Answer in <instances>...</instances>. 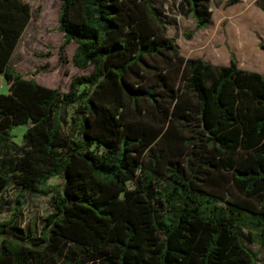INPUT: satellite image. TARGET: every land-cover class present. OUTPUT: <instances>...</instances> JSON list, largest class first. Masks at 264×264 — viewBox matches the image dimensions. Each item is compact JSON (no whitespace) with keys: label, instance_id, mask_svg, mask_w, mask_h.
I'll return each instance as SVG.
<instances>
[{"label":"trees","instance_id":"1","mask_svg":"<svg viewBox=\"0 0 264 264\" xmlns=\"http://www.w3.org/2000/svg\"><path fill=\"white\" fill-rule=\"evenodd\" d=\"M59 1L60 60L75 43L88 72L66 92L11 67L41 10L0 0V193L21 190L0 264H257L246 243L264 249V75L234 54L185 57L153 0ZM212 1L182 0L195 31ZM27 125L20 146L13 131ZM25 192L53 194L39 236L14 225Z\"/></svg>","mask_w":264,"mask_h":264},{"label":"rangeland","instance_id":"2","mask_svg":"<svg viewBox=\"0 0 264 264\" xmlns=\"http://www.w3.org/2000/svg\"><path fill=\"white\" fill-rule=\"evenodd\" d=\"M33 8H40V17L32 20L22 36L11 59L10 65L26 78H34L40 84L51 88H60L62 92L69 89L74 76L87 74L73 63L77 45L71 43L64 50V60H60L64 34L59 31L61 3L59 0H25ZM228 0H213L212 24L205 30L195 31L196 23L192 16H186L182 0H153L154 5L168 23V34L174 38L181 53L187 58H202L216 65H230L234 54L238 67L244 70L264 74V15L253 2L228 6ZM193 33L191 39L186 34ZM245 43L249 50L256 51L258 61L254 67H248L241 48ZM262 59V61L260 60ZM4 77H0V93H8ZM75 108L70 109L73 116ZM30 125L14 129V142L25 144V132ZM62 180L52 178L51 187L59 185ZM21 190L15 186L0 193V224L12 218L15 203ZM53 194L37 195L24 193V205L14 223L21 230L32 227L39 236L44 219L52 212ZM247 247L257 254V264H264V249L256 241L247 242Z\"/></svg>","mask_w":264,"mask_h":264},{"label":"crops","instance_id":"3","mask_svg":"<svg viewBox=\"0 0 264 264\" xmlns=\"http://www.w3.org/2000/svg\"><path fill=\"white\" fill-rule=\"evenodd\" d=\"M249 2H253L254 4H256V6L258 7L259 11L264 15V0H245L246 4H248ZM248 67H254V65L253 66H249L248 65ZM248 71H250V70H248ZM254 72H256V71H254Z\"/></svg>","mask_w":264,"mask_h":264}]
</instances>
